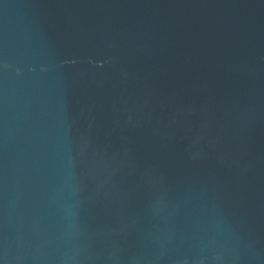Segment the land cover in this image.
Listing matches in <instances>:
<instances>
[{
	"label": "water",
	"instance_id": "95a60500",
	"mask_svg": "<svg viewBox=\"0 0 264 264\" xmlns=\"http://www.w3.org/2000/svg\"><path fill=\"white\" fill-rule=\"evenodd\" d=\"M0 264H264V0H0Z\"/></svg>",
	"mask_w": 264,
	"mask_h": 264
}]
</instances>
